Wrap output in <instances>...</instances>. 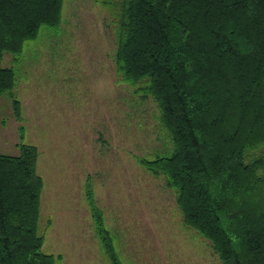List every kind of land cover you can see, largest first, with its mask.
<instances>
[{"label":"trees","instance_id":"trees-1","mask_svg":"<svg viewBox=\"0 0 264 264\" xmlns=\"http://www.w3.org/2000/svg\"><path fill=\"white\" fill-rule=\"evenodd\" d=\"M64 0H0V95L15 96L6 51L23 52L42 25L61 22ZM115 65L152 97L172 152L139 157L163 174L183 221L208 238L222 264H264V0H124ZM24 131V129H23ZM40 149L0 152V264H57L43 251ZM88 200L112 264H123L103 210Z\"/></svg>","mask_w":264,"mask_h":264},{"label":"rangeland","instance_id":"rangeland-1","mask_svg":"<svg viewBox=\"0 0 264 264\" xmlns=\"http://www.w3.org/2000/svg\"><path fill=\"white\" fill-rule=\"evenodd\" d=\"M124 0H64L61 22L42 25L23 52L6 51L15 96L0 95V152L40 149L43 251L57 264H112L96 232L90 184L123 264H222L211 241L185 224L174 191L139 157L172 152L152 98L115 65ZM24 129V131H23Z\"/></svg>","mask_w":264,"mask_h":264}]
</instances>
